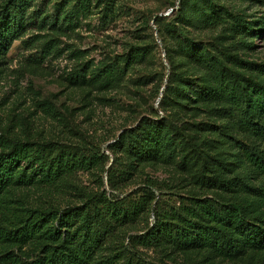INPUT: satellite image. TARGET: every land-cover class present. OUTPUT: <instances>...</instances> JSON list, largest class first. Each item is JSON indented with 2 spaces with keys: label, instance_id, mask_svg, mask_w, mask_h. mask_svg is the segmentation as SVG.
I'll use <instances>...</instances> for the list:
<instances>
[{
  "label": "rangeland",
  "instance_id": "1",
  "mask_svg": "<svg viewBox=\"0 0 264 264\" xmlns=\"http://www.w3.org/2000/svg\"><path fill=\"white\" fill-rule=\"evenodd\" d=\"M11 1L0 0V15ZM24 18L25 31L0 54V132L56 142L96 163L54 182L12 177L0 202L76 207L92 223L97 257L116 246L151 264H263L264 255L251 252L231 261L211 247L130 244L128 235L143 232L151 216L109 225L99 200L155 178L161 199L176 204L198 193L193 182L205 167L245 182L241 191L207 195L240 202L247 220L264 222L261 183L247 178L234 148L235 140L264 145L239 124L243 83L264 82V0H31ZM10 247L19 260L40 251L34 242Z\"/></svg>",
  "mask_w": 264,
  "mask_h": 264
},
{
  "label": "trees",
  "instance_id": "2",
  "mask_svg": "<svg viewBox=\"0 0 264 264\" xmlns=\"http://www.w3.org/2000/svg\"><path fill=\"white\" fill-rule=\"evenodd\" d=\"M30 1H11L10 9L0 15V54L25 31L24 12ZM260 70L264 79V65H260ZM112 77L107 71V81ZM249 81L243 83L245 109L239 124L264 142V82ZM154 141L156 147H161L158 139ZM234 148L243 159L247 178L261 183L264 205V145H245L235 140ZM158 155L163 152L159 150ZM88 162L96 163V160L65 150L56 142H35L0 132V194L12 177L17 182H28L37 176L43 182H54ZM20 166V172L16 173L15 168L18 170ZM201 174L193 182L198 193L181 195L176 204L162 200L160 182L147 178L143 185L122 198L100 199V215L109 225L118 226L130 224L143 214L150 215L152 220L143 232L128 235L130 244L157 245L167 240L179 249L211 247L231 261L247 252L263 256L264 222L247 220L248 213L240 202L207 195L212 189L241 191L245 182L218 177L205 167ZM76 217H80V221H76ZM91 226L88 215L76 207L62 211L52 207H11L0 202V264H151L135 251L133 256L124 257L123 249L116 246L107 256L97 257L90 247V240H98L91 236ZM105 236H111L110 229L105 231ZM26 242H34L40 251L36 258L19 260L10 244Z\"/></svg>",
  "mask_w": 264,
  "mask_h": 264
}]
</instances>
